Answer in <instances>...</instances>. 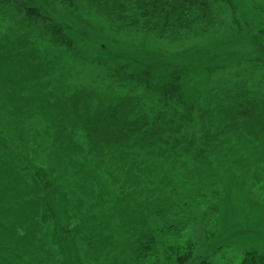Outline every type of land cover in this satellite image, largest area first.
<instances>
[{"label":"trees","instance_id":"trees-1","mask_svg":"<svg viewBox=\"0 0 264 264\" xmlns=\"http://www.w3.org/2000/svg\"><path fill=\"white\" fill-rule=\"evenodd\" d=\"M221 256L264 264V0H0V264Z\"/></svg>","mask_w":264,"mask_h":264},{"label":"rangeland","instance_id":"rangeland-1","mask_svg":"<svg viewBox=\"0 0 264 264\" xmlns=\"http://www.w3.org/2000/svg\"><path fill=\"white\" fill-rule=\"evenodd\" d=\"M245 5H247L248 3H249V0H241ZM248 2V3H247ZM221 161V160H220ZM246 193H248L247 191H246V189L244 190V195H243V193H242V195L245 197L246 196ZM256 194H253V195H250V197H253V196H255ZM241 196V195H240ZM200 213H201V210H199L198 209V214L200 215ZM201 216V215H200ZM200 216H199V219H196V221H195V225H194V228L196 229L195 230V235H196V240H198L199 242H201L202 240H200L201 239V219H200ZM227 255V254H226ZM224 256H221V257H217L216 259H217V262H219V261H222L224 264H234V263H232V261H231V259H229V258H226V259H224L223 258ZM228 257V256H227ZM231 257V256H230ZM222 263V264H223ZM219 264V263H218Z\"/></svg>","mask_w":264,"mask_h":264}]
</instances>
